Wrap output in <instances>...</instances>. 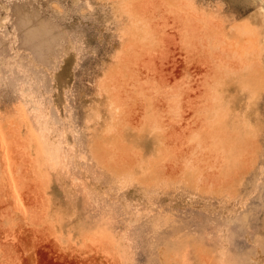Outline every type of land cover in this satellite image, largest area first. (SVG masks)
<instances>
[{"label": "rangeland", "instance_id": "1", "mask_svg": "<svg viewBox=\"0 0 264 264\" xmlns=\"http://www.w3.org/2000/svg\"><path fill=\"white\" fill-rule=\"evenodd\" d=\"M263 1L0 0V264H264Z\"/></svg>", "mask_w": 264, "mask_h": 264}, {"label": "bare ground", "instance_id": "2", "mask_svg": "<svg viewBox=\"0 0 264 264\" xmlns=\"http://www.w3.org/2000/svg\"><path fill=\"white\" fill-rule=\"evenodd\" d=\"M5 8H7V6H6ZM261 8H262V12H263V14H264V1L262 2ZM6 16H7V15H6ZM263 17H264V15H263ZM5 20H6V19H5ZM0 21H1V20H0ZM2 22H3V21H2ZM2 22H0V23H2ZM247 26H248V25H246V24H240V25L236 26V28H238V29H242V30H245V29H247Z\"/></svg>", "mask_w": 264, "mask_h": 264}]
</instances>
